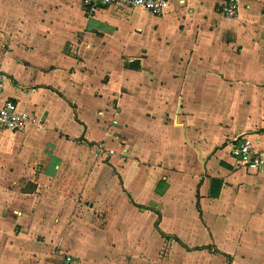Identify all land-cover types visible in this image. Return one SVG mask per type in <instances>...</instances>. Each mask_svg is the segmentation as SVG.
I'll return each instance as SVG.
<instances>
[{
	"label": "crops",
	"instance_id": "1",
	"mask_svg": "<svg viewBox=\"0 0 264 264\" xmlns=\"http://www.w3.org/2000/svg\"><path fill=\"white\" fill-rule=\"evenodd\" d=\"M226 2L0 0L2 97L32 118L0 130V264H163L162 232L167 264H264V172L232 156H264V0Z\"/></svg>",
	"mask_w": 264,
	"mask_h": 264
},
{
	"label": "built area",
	"instance_id": "2",
	"mask_svg": "<svg viewBox=\"0 0 264 264\" xmlns=\"http://www.w3.org/2000/svg\"><path fill=\"white\" fill-rule=\"evenodd\" d=\"M90 12L99 9L123 4L131 8H139L156 16H163L170 7V0H84ZM241 0H229L220 8L222 16L228 19H237ZM5 76L0 71V130L13 133H23L32 122L29 114L20 110L14 99L3 100ZM232 156L245 169L264 172V156L254 151L249 139H243L232 147ZM71 262V259H69Z\"/></svg>",
	"mask_w": 264,
	"mask_h": 264
},
{
	"label": "rangeland",
	"instance_id": "3",
	"mask_svg": "<svg viewBox=\"0 0 264 264\" xmlns=\"http://www.w3.org/2000/svg\"><path fill=\"white\" fill-rule=\"evenodd\" d=\"M146 18L147 17H142L139 22H141L143 24L147 20ZM162 237L164 239L167 238V240L162 239V256H161V259L164 262L163 264H167L166 261H170L171 262V261L174 260V257H175L174 253L172 252V247H170V246H172V244L174 242L171 241L170 239L175 240L180 245H183V243L180 241L179 238H176V237L172 238V237L165 236V234L163 232H162ZM205 249L210 251L211 253H220V254H210V253L206 252V253H208L207 255H204L202 257L198 256L199 259L201 260V262H205V264H211V263H213V264H229L225 257H223L224 259H219V257L224 256V254L221 253V251L215 252L212 247H207V248H204L203 250H205ZM64 259H65L64 263L73 264L74 258H73L72 255H67V256H65ZM69 259H71V262H69ZM223 260H226V261H223Z\"/></svg>",
	"mask_w": 264,
	"mask_h": 264
},
{
	"label": "trees",
	"instance_id": "4",
	"mask_svg": "<svg viewBox=\"0 0 264 264\" xmlns=\"http://www.w3.org/2000/svg\"><path fill=\"white\" fill-rule=\"evenodd\" d=\"M129 67H130V68H133V69H135V70H139L140 67H141V65H140L139 62H136V63L130 65ZM141 208H142V207H141Z\"/></svg>",
	"mask_w": 264,
	"mask_h": 264
},
{
	"label": "water",
	"instance_id": "5",
	"mask_svg": "<svg viewBox=\"0 0 264 264\" xmlns=\"http://www.w3.org/2000/svg\"><path fill=\"white\" fill-rule=\"evenodd\" d=\"M226 1H229V0H226Z\"/></svg>",
	"mask_w": 264,
	"mask_h": 264
}]
</instances>
